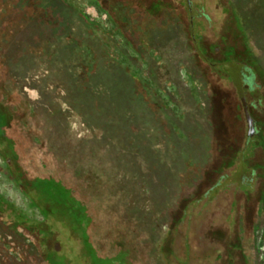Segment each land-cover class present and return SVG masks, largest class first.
Segmentation results:
<instances>
[{
	"label": "rangeland",
	"instance_id": "1",
	"mask_svg": "<svg viewBox=\"0 0 264 264\" xmlns=\"http://www.w3.org/2000/svg\"><path fill=\"white\" fill-rule=\"evenodd\" d=\"M0 100V264H264V0H0ZM117 112L138 167L89 144Z\"/></svg>",
	"mask_w": 264,
	"mask_h": 264
},
{
	"label": "trees",
	"instance_id": "2",
	"mask_svg": "<svg viewBox=\"0 0 264 264\" xmlns=\"http://www.w3.org/2000/svg\"><path fill=\"white\" fill-rule=\"evenodd\" d=\"M238 25H240L239 28H242L241 24H238ZM206 86L210 87V85L208 83H206ZM123 90H127L126 92L128 94L130 92V94L128 95V97H130V98L127 99L128 101H130V102L137 101V98L136 99L133 98V97H135V94L132 93V91H131L130 88H124ZM109 95H111V94H109ZM112 95L113 96H117L115 94H112ZM111 99H112L111 103H108L109 101H107L106 99H105L106 102H103V103L101 102V104H102L101 106H105L106 107L105 108L106 111L108 110L107 107H109L113 103H115V104L118 103V104H116V106H117L118 109L120 108V104L121 103H119L117 101V98L113 99L111 97ZM125 101H126L125 98H122L121 99V102L123 103V105H124V102ZM129 105H131V108H132V106H134L136 104H132V103L129 104L128 103L127 106H129ZM105 109H103V110H99L98 109V111L95 112V116H94V114L92 116L95 117V118H100L102 120L105 117ZM119 111H122V112H125L126 113V111H124L123 109H119ZM116 114L118 115L117 116V119H115L111 123V125H109V129L107 130V132H108L107 135L110 134L111 136L116 137V138L114 140H109V139H107L105 137H102L101 135H98V134H95L94 133L95 134L94 137L96 139H98V140H95L94 139L91 142L89 140V144H91L93 146V149L95 151H97V152H98V150H101L102 151V155H103V156L101 155L102 160H104V158H109L108 160L112 161V163H115L116 162L115 160L122 159L124 161V159L127 158L126 159V162L127 163H130L131 166H133V167H138V165H139L138 164V161L139 160H138V157H137L138 156V153H137L138 152L137 151V149H138V144L137 143L138 142L137 141L139 140L140 131L135 127V126H138V125L134 124V122H135L134 121V118L132 119L130 116L128 117L127 114H125L124 117L121 114H119L118 112ZM10 117H11V113H10V110L8 109V107L6 106V103H4L3 100H0V122H2V124L6 126V125H8L9 121L11 120ZM119 117H120V119H119ZM96 128H98V127H96ZM94 130H92V131L94 132ZM141 133H143L142 132V129H141ZM100 134H102L101 131H100ZM119 135L120 136L121 135H124L125 136V140H127V141L126 142H122V140L119 138ZM100 138H102V140H100ZM81 144L82 145H85V142L84 143H81ZM126 144L127 145H130V147H129V149H128L127 152L126 151H123L125 149V147H126ZM2 145H4V146L6 145V148H8L13 153V156L14 157H17L15 160L13 159V157L12 158H9V160L10 159L11 160L13 159L12 162L16 165V168L18 170H21L20 163L18 162V160L21 161V156H22L21 152L24 150L23 142H21V141H15V140H13V138H8L7 137V141H3L2 142ZM122 147H123V150L120 149ZM29 150H31V149L28 148L27 151H29ZM120 150H122V151H120ZM114 153L116 154V156H114V157L111 156V154H114ZM6 156H9V155L7 154ZM150 162H151V160H150ZM179 162H184V160L181 161L179 159ZM186 162H187V160H186ZM41 164L42 165L39 164L37 166L36 170L39 171V174L40 175H42V176L43 175H46V176L48 175V178L52 179L54 174L50 172L51 169H48L46 167V165H44V167H43V163H41ZM172 164L173 163L171 161L166 160V159L165 160H162L161 162L158 163V165H159L158 173H160V178H159L160 182H159V184H160V186L162 187L163 190H161L160 187H158L157 188V190H158L157 192H159V190H161L163 192V195L165 197H167L166 200H169L168 198L169 197H172V195H171V193L169 191L170 189L168 188V185L170 183L168 181V179L170 178L169 173L170 172H173V169L170 168ZM30 165L33 166V164L31 162H30L29 166ZM156 172H157V170H156ZM54 176H56V175H54ZM166 176H168V177H166ZM53 182H48V183H51L52 184V187L50 189L51 192L54 191V189H55V192H56V188L59 189L60 187H62L64 191H67L68 190V192H70L69 191V188L70 187L66 186L62 181H61L62 183H59V184H56L55 181H53ZM161 191H160V193H161ZM70 193H71L72 197H75V199L81 205L83 204V205L86 206V207H84L83 213L86 214V215H88V208H89V206L84 201V199H82L83 197H81V195H79L77 192H74V190H72V192H70ZM48 202L50 203L49 206H48V209H50L49 212H51V209L53 210V207H56V208L59 207V204L58 203H56V204L53 203L54 205H57V206H54V205H52V203H51L50 200ZM60 204H62V203H60ZM63 204L70 205V201L67 200L66 203L64 202ZM1 205H5L6 206V204L5 203H2V202H1ZM9 205L13 208L12 209V211H13L12 213H15L14 211H17V208H15L14 206H12L11 204H9ZM73 211H74V208L72 207L71 210H69V212L71 213ZM50 215H51V213L49 214V216ZM14 220H15V223L17 224V225L15 224L16 228H19V226H22L28 232H31L33 230V228H34V227L29 226L28 225L29 223L26 222V221L24 222L22 219L18 220V219H16V217H14Z\"/></svg>",
	"mask_w": 264,
	"mask_h": 264
},
{
	"label": "water",
	"instance_id": "3",
	"mask_svg": "<svg viewBox=\"0 0 264 264\" xmlns=\"http://www.w3.org/2000/svg\"><path fill=\"white\" fill-rule=\"evenodd\" d=\"M187 1H189V0H187ZM242 101H243V106H244L245 115H246L247 124H248V133H247L246 143H245V146H244V150H245V148L248 145V142L250 141L251 137L254 134V122H253V119L251 118V116L249 115V113L247 111L246 101H245L244 97H242ZM244 150L241 153V161H242V158H243Z\"/></svg>",
	"mask_w": 264,
	"mask_h": 264
}]
</instances>
